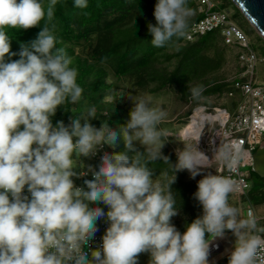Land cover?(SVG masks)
<instances>
[{
  "label": "clouds",
  "instance_id": "clouds-1",
  "mask_svg": "<svg viewBox=\"0 0 264 264\" xmlns=\"http://www.w3.org/2000/svg\"><path fill=\"white\" fill-rule=\"evenodd\" d=\"M73 2L88 7L87 0ZM56 4L0 0V264H139L142 253L149 254L148 264H209L210 245L226 231L235 237L227 264H264V226L251 207L242 215L230 203L238 191L231 176L204 174L193 194L202 215L186 223L183 233L171 223L179 215L171 188L175 173L186 169L195 179L206 169L202 161L208 158L198 145L207 125L179 141L183 147L176 149L174 165L161 151L167 138L159 124L165 114L150 106V98L129 94L133 107L118 130L107 121L92 125L95 107L69 117L67 125L63 120L53 125L57 109L78 103L83 93L72 58L57 47L51 24ZM191 15L188 0H156L155 24H147L152 45L162 48L186 35ZM37 26L36 37L13 52L9 30ZM189 91L199 99L204 87ZM122 95H113L111 103ZM120 140L125 151L103 152L95 166L82 159L74 163L75 155L91 158L105 145L116 149ZM214 156L230 171L242 158L229 145H219ZM161 160L173 169L164 186L149 167ZM73 178H83V186ZM97 203L107 211L90 206ZM101 219L108 226L100 246L92 248Z\"/></svg>",
  "mask_w": 264,
  "mask_h": 264
},
{
  "label": "trees",
  "instance_id": "trees-1",
  "mask_svg": "<svg viewBox=\"0 0 264 264\" xmlns=\"http://www.w3.org/2000/svg\"><path fill=\"white\" fill-rule=\"evenodd\" d=\"M49 2L50 0H43L45 8ZM230 2L232 1L230 0ZM155 3L156 0H87L88 7L79 9L74 7L73 0H57L54 19L51 22L55 25L54 34L57 37V47H64L72 58L71 67L77 69V83L83 88L80 105L82 107L87 105L86 111L90 107H95V119L90 121V123L93 122L91 124L95 127H98L104 121H107L108 127L113 129L118 130L120 126V115L116 107L112 103H103V97L106 95L104 91L111 86L105 81V78L109 75L107 67H111L112 73L118 78L126 75H147L146 80L157 81L158 89L167 84L181 86L180 80L187 72L201 69L204 73L203 65L207 62L212 63L208 65L210 70H216L223 60L224 52L231 49L223 44L218 30L207 32L192 41L186 40L184 36L173 37L165 47H154L151 43V36L148 34L147 24H155V21L147 22L143 19L141 24L130 25L126 24L125 19L138 7L144 5L154 6ZM219 6H222L221 8L225 7L223 3ZM188 7L196 12V5L193 0H188ZM199 17L200 15L197 13L189 19L188 27ZM45 23L46 17L45 20L40 22V26L43 27ZM40 26L28 30H9V35L13 38L11 44L15 45L12 48L14 52L19 51L20 42H28L34 39L40 31ZM182 42L185 43L182 44ZM87 44L94 47L87 56L81 57L75 53L77 46L83 45L85 47ZM168 47H172L175 51H166ZM208 48H213L215 57H207L202 53L203 50ZM234 56L236 58V54ZM173 57L178 59L171 72L159 73L156 71L157 62L161 59L167 61ZM18 58V56L12 57L13 60ZM143 82H140V85H143ZM222 85L226 91L231 89L230 82L222 81L217 82V85L213 88L204 89L202 94H210L220 89ZM70 104L65 103L57 109L55 116L52 118L53 125L59 120H63L66 125L69 123ZM82 110V108H79L76 115H84L85 113ZM107 112L108 114L105 115ZM138 148L143 151L142 147ZM121 151H125L124 144L121 146ZM128 154L131 155V153ZM162 154L169 157L171 164L176 163L175 156L166 151H163ZM149 167L154 169V175L162 171L173 172L171 165L162 160L150 164ZM250 174L255 176L259 184L255 182L250 188L248 192L249 199H253L255 203H263L264 177H260L253 171ZM196 190V183L181 182L174 185L173 191L180 193L182 200L185 202L191 199ZM193 203L195 206L194 215L197 217L198 201L195 199ZM176 206H180L179 203H176Z\"/></svg>",
  "mask_w": 264,
  "mask_h": 264
},
{
  "label": "rangeland",
  "instance_id": "rangeland-1",
  "mask_svg": "<svg viewBox=\"0 0 264 264\" xmlns=\"http://www.w3.org/2000/svg\"><path fill=\"white\" fill-rule=\"evenodd\" d=\"M222 3L226 7H224V9L229 13V17L239 27H241L247 35L252 49L256 52L259 57H264V40L260 38V36L248 24V22L245 21L241 13L238 11L237 8H235V6L232 4V2H230V0H221L220 4L222 5ZM153 11L154 6L144 5L142 7H138L137 9L131 12L129 17L125 19V22L126 24L130 25H138L141 24V21L143 22V19L147 22L155 21ZM196 14L197 12L192 10V15L189 19L193 18ZM184 43L185 42H182V44ZM13 47H15V45L11 44V50L14 52V50L12 49ZM92 47L93 46H91L90 44L85 45V47L83 45L77 46L75 48V53L77 55H80L81 57H85L91 51ZM166 51L173 52L175 50L172 47H168ZM202 53H204V55L207 57H215L213 48L203 50ZM234 54H236L235 49L232 48L226 50L223 54V60L216 70H210L208 65H211L212 63L207 62L203 65V70H205L204 73L201 71V69L192 70L191 72L186 71L187 73L182 78V80H180L181 86H178L176 84H167L166 86L160 89L157 88V81L146 80L147 75H126L118 78L112 73V68L107 67L106 69L109 72V75L105 78V81L107 84H111V86L109 89H106L104 91V94L106 95L103 97V103H111L113 95L120 91H123L125 93V95L116 97L112 102V104L116 107L118 114L120 115L121 126L127 121L128 113L133 107V102L128 98L129 94L133 98H150V106L162 110L165 114L161 123L159 124V129L167 138L164 147L161 151H166L171 155L175 156L177 159L176 149L183 147L182 143H180L179 141L183 140L185 136L193 133L194 130H191L190 126L194 123L197 112L204 113L203 108H205V111L207 113H214V108L220 107L226 108L231 114L236 111L237 106L241 101V95L239 92L235 91L234 96L229 97L223 85L220 89H217L210 94H202L199 99H193L189 91L194 86L202 85L204 89H206L215 87L217 85V82H229L239 69V65L236 61ZM177 59L178 58L176 57H173L172 59L167 61H162L161 59L159 62L156 63V71H158L159 73L171 72L177 63ZM256 74L257 79L259 81L264 79V62L257 63ZM142 81H144L145 83L143 82V85H140V82ZM70 106V117L76 115L79 111V108L83 109V113L86 114L87 112V105L82 107L80 105V100L76 104H70ZM195 130L198 131V129ZM122 145L123 142L122 140H120V142L118 143V147L116 149L109 148V151L121 152ZM136 146L141 147L139 144H136ZM205 168L206 169L201 173V175L196 176L195 179L191 178L190 173L186 169L176 172L175 183L171 185L172 190H174V185H176L177 183L190 182L197 184V181L201 179L202 176L207 172H212L214 174L212 164L210 166H205ZM242 170L249 173L248 181L250 186L252 187L253 184L257 181L255 176L253 174H250L251 167L245 166L242 167ZM172 177L173 172L168 173L162 171L157 175H154L153 179L156 182L160 183L162 186H164L168 183L169 180L172 179ZM256 184L259 183L257 182ZM174 196L176 198V203H179L180 206H177L179 215L173 217L171 219V223L175 225L178 231L183 233L185 230V224L191 223L192 220L196 218L194 215L195 206L193 203L195 199L193 195L189 201L184 202L180 196V193L178 194L175 191ZM235 201L239 203V209L241 210V213L242 209L249 207L250 205L255 209V212L258 217H264V202L255 203L253 199H250V201H248L241 197H235ZM90 206H97L102 208L104 211H107V206L102 203H97L96 205L90 204ZM234 240L235 237L232 236L230 231H226L224 239L214 240L213 242L224 241L223 248L221 251L210 253L208 258L209 264H227V252L231 249ZM149 258L150 257L148 253L140 254L138 258L139 264H148Z\"/></svg>",
  "mask_w": 264,
  "mask_h": 264
},
{
  "label": "built area",
  "instance_id": "built-area-1",
  "mask_svg": "<svg viewBox=\"0 0 264 264\" xmlns=\"http://www.w3.org/2000/svg\"><path fill=\"white\" fill-rule=\"evenodd\" d=\"M193 2L200 17L189 25L187 33L184 35L185 39L192 41L207 32L218 30L223 44L236 50L239 69L229 81L231 89L227 90V95L232 97L237 91L241 95V101L233 114L224 107L214 108V113L222 112L221 118L204 122L203 126L207 125V128L200 139L198 148L208 158L202 163L205 166L212 164L214 174L231 176L237 182L238 191L230 196V203L239 208L235 197L250 201L248 192L251 188L248 181L249 173L242 170V167L252 166L254 151L264 143V79L259 81L256 74L257 63L264 62V57H259L256 54L250 46L245 32L229 17V13L224 8L219 7L220 0H193ZM203 112L207 113L205 108H203ZM210 140L213 143L210 144ZM219 145H229L233 150L241 151L242 158L235 169L230 171L216 159L214 152ZM106 151L110 152L109 147L105 145L91 158H80L75 155L74 163H78L82 159L85 166H95L99 163V156ZM79 170L77 169V171ZM86 178H90V176ZM73 179L76 186H83V178ZM25 194H28L26 189ZM249 207L255 212L252 206L249 205ZM249 207L242 209L243 215H246ZM200 215H202V208L198 202L197 217ZM258 220L259 224L264 226V217H258ZM107 226V222L103 219L97 222L99 231L91 242L92 248L100 246L101 237ZM222 248L223 241L213 242L210 246V253L221 251ZM85 251H89V248L86 247Z\"/></svg>",
  "mask_w": 264,
  "mask_h": 264
},
{
  "label": "water",
  "instance_id": "water-1",
  "mask_svg": "<svg viewBox=\"0 0 264 264\" xmlns=\"http://www.w3.org/2000/svg\"><path fill=\"white\" fill-rule=\"evenodd\" d=\"M254 31L264 40V0H231ZM264 143L253 153L251 171L264 177Z\"/></svg>",
  "mask_w": 264,
  "mask_h": 264
},
{
  "label": "bare ground",
  "instance_id": "bare-ground-1",
  "mask_svg": "<svg viewBox=\"0 0 264 264\" xmlns=\"http://www.w3.org/2000/svg\"><path fill=\"white\" fill-rule=\"evenodd\" d=\"M222 115V112H218V113H202V112H197L196 113V117L194 120V123L190 126V129L195 130V129H200L201 126H203L204 122L206 120H216V119H220ZM264 146V145H263ZM262 171H264V167L263 169H261Z\"/></svg>",
  "mask_w": 264,
  "mask_h": 264
},
{
  "label": "crops",
  "instance_id": "crops-1",
  "mask_svg": "<svg viewBox=\"0 0 264 264\" xmlns=\"http://www.w3.org/2000/svg\"><path fill=\"white\" fill-rule=\"evenodd\" d=\"M223 243H224V241H223Z\"/></svg>",
  "mask_w": 264,
  "mask_h": 264
}]
</instances>
